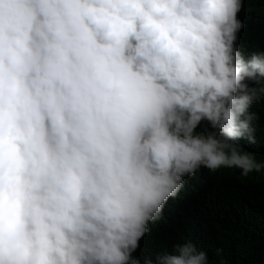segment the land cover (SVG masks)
I'll use <instances>...</instances> for the list:
<instances>
[{"label":"clouds","instance_id":"1","mask_svg":"<svg viewBox=\"0 0 264 264\" xmlns=\"http://www.w3.org/2000/svg\"><path fill=\"white\" fill-rule=\"evenodd\" d=\"M245 2L0 0V264H207L134 253L197 177L264 170Z\"/></svg>","mask_w":264,"mask_h":264},{"label":"trees","instance_id":"2","mask_svg":"<svg viewBox=\"0 0 264 264\" xmlns=\"http://www.w3.org/2000/svg\"><path fill=\"white\" fill-rule=\"evenodd\" d=\"M238 18L244 24L237 46L247 56L264 51V0H246ZM252 110L256 143H237L264 163V100ZM190 239L207 253V264H264V170L243 177L220 169L191 182L187 196L151 227L135 256H152ZM217 249H222L217 255Z\"/></svg>","mask_w":264,"mask_h":264}]
</instances>
